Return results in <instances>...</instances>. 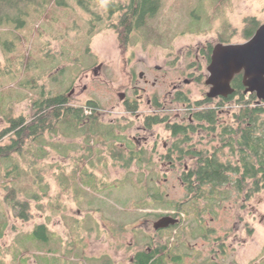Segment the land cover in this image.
<instances>
[{
	"label": "rangeland",
	"instance_id": "374dc122",
	"mask_svg": "<svg viewBox=\"0 0 264 264\" xmlns=\"http://www.w3.org/2000/svg\"><path fill=\"white\" fill-rule=\"evenodd\" d=\"M109 1L101 0L93 9L99 17H104ZM113 1L125 4L128 0ZM73 8L72 16L65 20L62 8L47 4L29 6L20 19L22 26L14 13L0 21V144L12 141L10 136L1 138L10 127L9 116L30 120L35 100L65 92L71 95L74 89L68 97L71 104L83 107L89 101L98 102L100 121L106 127H121L115 135L125 140L115 144V151L127 153L126 139H130L154 164L140 168L132 163L126 169L123 162H115L111 158L114 147L96 133L102 124L91 122V113L86 112L88 117L80 123L76 120L69 126L62 121L38 140H28L12 157L0 158V264H128L133 244L143 235L163 244L170 239L174 248L177 243L191 242L201 249L204 233L194 237L182 232L190 225L197 227L188 214L177 231L154 230L159 215L168 211L166 202L179 204L187 192L179 178L184 165L172 167L161 160L163 143L173 142L170 132L165 125L145 132L144 118L162 114L172 124L186 123V107L175 101L174 85L185 88L189 67L202 63V70L196 67L203 82L187 88V93L194 102L204 101L210 91L204 84L209 73L206 60L198 54L207 45H218L220 39L231 44L247 42L246 19L256 18L264 24V0H162L158 15L143 33H134L125 52L110 26L117 18L105 16L89 36L94 16L78 6ZM50 11L57 23L62 20L54 28L43 17ZM150 69L155 73L148 72ZM141 72L146 79H141ZM145 80L158 84L154 87ZM124 93L130 102L140 100L137 116L128 112L127 96L121 98ZM156 93L159 109L149 102ZM236 109L231 103L221 111L219 126L230 123ZM218 135L200 130L193 135V143L198 149H211L220 144ZM145 137H150L148 145ZM219 158L237 161L228 148ZM152 173L160 181L154 187L143 180V174ZM13 190L18 192L16 208L7 199ZM159 193L164 202L156 200ZM17 201L29 204V220L18 217ZM187 206L203 213L205 229L217 231L212 237L230 232L237 264H264V193L249 200L231 196L220 202L215 213L206 210L205 200ZM39 225H45L47 231L38 232ZM204 248L209 253L212 246Z\"/></svg>",
	"mask_w": 264,
	"mask_h": 264
},
{
	"label": "trees",
	"instance_id": "16d2710c",
	"mask_svg": "<svg viewBox=\"0 0 264 264\" xmlns=\"http://www.w3.org/2000/svg\"><path fill=\"white\" fill-rule=\"evenodd\" d=\"M47 4L62 8L64 20L72 16L71 10H74L73 7L75 6L94 16L95 18L91 17L90 19L89 36L94 33L95 28L101 25L105 20V16L110 20L117 18V23L112 22L110 26L116 31L118 41L125 52L130 47L134 33H143L149 21L158 15L162 7V0H128L125 4L111 0L105 3L106 11L102 18L93 10L101 4V0H3L0 3V21L10 18L13 13L16 14V19L20 21L27 15L29 6L36 5L43 8ZM43 17L46 18L52 28L62 22V20L60 23L56 22L58 18L52 11L47 15L44 14ZM23 23L24 21L21 20V26ZM63 25L67 26L65 23ZM259 26L260 23L256 18H247L245 38L247 40L251 39ZM68 31L69 29L66 28V36H68ZM220 41L231 43L223 39H220ZM211 50L212 47L203 50V55L208 63L211 62ZM87 52L90 53V50ZM232 87L235 90L234 94L221 100L207 98L201 102H194L187 95H179L176 101L186 104L188 110L185 117L188 119L190 115H193V122L189 121L188 124H172L169 117L162 114L146 115L144 118L145 126L148 129L165 125L167 130L174 132L175 135L183 134L186 141H189V130L195 131L197 128L219 133L220 144L217 147L200 151L182 149V154L185 157H191L188 170L183 172L185 174L183 184L187 192L188 202L176 204L175 210L180 212L179 217L183 218V215L188 214L192 216L191 218L194 221L198 222V226L194 228L195 235L203 233L201 225H199L203 213L198 212L197 208H189L188 204H198L200 200L208 199L210 203L206 210L215 213V209L220 207V202L229 197L231 198V196H243L246 200H249L255 195L264 193V102H260L256 94L246 93L242 74L234 78ZM248 96L250 97L246 99ZM206 103L210 105L205 106ZM231 103H235L237 106V109L232 113L231 122L219 126V113ZM127 105L128 112L137 116L139 103L134 100L132 103L128 102ZM156 106L161 107L157 101ZM33 109L34 112L30 120L24 116L18 118L8 117L10 127L1 135V138L10 136L12 141L11 144H0L1 159L10 158L15 153L22 151L28 140H38L46 132L55 129L62 121H65L69 126H72L73 121L76 120L80 123L82 119L88 117V115H85L88 110L91 113L89 115L90 121L102 124L100 130L96 133L103 136V139L112 148L114 147L111 150L113 160L123 162V167L126 169H129L132 165V158L126 159L123 150L115 151V144L125 140L124 136L116 137L115 135L121 127H106L100 121L98 113L101 107L98 102L89 101L86 106L77 107L71 104L68 94L65 92L35 100ZM188 127L190 128L187 129ZM183 140L175 145V149L181 148ZM226 148L230 149L233 158H237L236 162L230 160L224 162L219 158L220 152L225 151ZM133 158L136 157L133 156ZM138 165L140 168L145 167V164L142 163ZM17 194L18 192L13 190L7 197L12 208H16L15 195ZM156 198L160 202L163 201L161 193L157 194ZM17 202L20 206L18 217L29 220V204L24 201ZM166 203L169 204L168 201ZM195 213L196 215H194ZM38 228V232L47 231L45 225H39ZM159 247L161 248V246ZM162 249L151 253L147 250L141 251L136 255L134 264H165L164 259L167 248L162 247ZM157 254L161 255L158 259L155 258ZM154 259L155 261L152 262Z\"/></svg>",
	"mask_w": 264,
	"mask_h": 264
},
{
	"label": "flooded vegetation",
	"instance_id": "af4514ba",
	"mask_svg": "<svg viewBox=\"0 0 264 264\" xmlns=\"http://www.w3.org/2000/svg\"><path fill=\"white\" fill-rule=\"evenodd\" d=\"M219 44H231V43H224L222 41H219ZM208 47L209 48L212 47L211 51L213 53V50H214L215 46L207 45V47L203 48L200 51V53L198 54V57L201 54L202 55V59L206 60V62H207V67H206L207 73H209L208 72V67H209L210 63H208L206 57L203 55V50H208ZM196 66L199 67V70L203 69V64L202 63L197 64V62L194 65H191L189 67L188 78H185L183 80V84H184L185 88L184 87H180L179 88L177 86V84L174 85V88H175V101H176V99H177V97L179 95H187L189 97V99L191 100V97L187 93V90H188L187 88H189L192 85H195L196 83H202L203 82L202 75H198L197 74L198 73V71H197L198 69H197ZM98 68H100V66ZM159 69H160V67H157V70H159ZM149 71L150 72L152 71L153 74L155 73L152 69L148 70V72ZM140 77H141V79L145 78L144 72L140 73ZM208 78H209V74H208L207 77H205V83L204 84L210 90V87L206 83ZM145 82L148 85L151 84L154 87L158 84L157 81L151 83V82H149V80L148 81L145 80ZM72 90H73L72 94H74V89H72ZM135 90L136 89H134V91ZM208 93H206L204 99L208 98L207 97ZM71 95H68V97L70 98ZM123 95H124V98H125L126 94L124 93ZM126 96H127V100H125V103H126V106L128 107L127 103L131 101L130 100L131 98L128 97V95H126ZM221 99H224V98H217L216 100H221ZM134 100L136 102H138V103L140 102V100H138V99H134ZM156 101L159 103V96H158L157 93L154 94L153 98H150L149 102H150L151 106L153 105V106H155V108L159 109L156 106ZM132 102H130V103H132ZM181 104H183V103H181ZM184 106L186 107V104H184ZM187 111L188 110L186 108V114H184V117L187 115ZM185 121H186V123L184 122L185 124H188L187 122H189V121L193 122V115H190V117L188 119H187V117H185ZM189 128L190 127H188L187 129H189ZM143 130L145 132H151V129H148L146 126H145V129H143ZM200 130H206V129L197 128L195 131L189 130L190 131V133L188 134L189 141L185 140L186 137L183 134L175 135L174 132H171V131L167 130L168 132H170V134L172 136V139H173V142L171 143V145H168L167 142L163 143L164 144L163 145L164 153L161 154V160L162 161L163 160L168 161L170 163V165H172V167H176L177 165H181V164L184 165L182 173L179 174V178H180V181L182 182V184H183V178L185 177V174H183V172L188 170V167H189V164H190V158H191L190 156H186L185 157L184 154H182V149H184V150L194 149L195 151L208 149V148L198 149L197 148L198 145L197 144L194 145V143H193V135H195ZM149 140H150V137H145L144 138V141H145V143L147 145H148ZM180 140H183L181 148L175 149V145L177 143H179ZM126 141H128V143L130 142L128 144V147L127 148L125 147V150L127 151V153L124 152V156L126 157V159L132 158L131 161L134 164L135 163L136 164H141L142 163V164H149V165H153L154 164L152 157L149 158V159L145 158L146 157L145 156L146 152L144 150L137 151V148L134 147L133 145H131L132 141L130 139H126ZM158 141H159L158 139L153 141L155 149H156V146L158 145ZM140 144L144 146V144H142V143H140ZM203 144L204 143L202 142L201 145H203ZM133 156H135L136 158H133ZM111 158H112V155H111ZM143 175H144V179L143 180L152 182V187L156 186V184L160 182L158 174H153L152 173V174H148L147 176L145 174H143ZM183 186L185 188L184 184H183ZM205 201L209 205L210 201L208 199L205 200ZM187 202H188V199L186 198L183 202H180L179 204L187 203ZM168 203H169V205L166 206L168 211H164L165 212L164 214H160L159 218L161 219V218H164V217H173V218L178 219L179 222L175 226H171V227L166 228V229L156 230L154 228V230L157 231V233H164V232H168L170 230L177 231L178 229H181L182 226L184 225L183 223L185 222V219L182 218V217H179L178 213H180V212L175 210L177 203H175V202H171L170 203L169 201H168ZM172 210H173V214L171 212ZM167 212H171V214H169ZM211 212L213 213V211H211ZM194 215H196V213ZM183 217H184V215H183ZM201 219H202V217H201ZM192 221H194V220L192 219ZM202 222L203 221H201V220L199 222V225H201V228H202L203 233H204V237L202 239L204 241V243H203V247H201V249L199 248V246H196V245L192 244L191 242H189V243H187V242L186 243H184V242L177 243L178 245L174 248L173 247V243L170 241V239H167V243L163 244L161 241L155 240L154 237H147V236L143 235V237H141L139 240H136V243L133 244L134 247L131 248L132 255H131L130 259H129V263L128 264H134L135 261H136V255L138 253H140L141 251L147 250L148 252L151 253V252L157 251L158 249H162V247L167 248L166 254H165V259H164V263L165 264H237V261L232 257L233 255L235 256L234 253L236 251L235 250L236 246L234 245L233 242L231 244H229L230 240H232V239L229 238L230 232H226L225 236H223V237H217V238L216 237H212L213 233H216L217 231H215L214 229H209V228L205 229V227L203 226ZM192 223H197L198 224L197 221H194ZM182 232L186 236L192 235L194 237H195V233H196L194 227H192L191 225L189 227H187L185 229V231H182ZM232 233H235V228L232 229ZM145 241H146V243H145ZM209 245H211L212 248L209 250V253H208V250L205 249L204 247L209 246ZM159 246H161V248ZM160 256H161L160 254H157L155 258L158 259V258H160ZM154 261H155V259L152 262H154Z\"/></svg>",
	"mask_w": 264,
	"mask_h": 264
},
{
	"label": "water",
	"instance_id": "95a60500",
	"mask_svg": "<svg viewBox=\"0 0 264 264\" xmlns=\"http://www.w3.org/2000/svg\"><path fill=\"white\" fill-rule=\"evenodd\" d=\"M208 72L206 83L210 87L209 99H226L231 96L235 92L232 82L242 74L246 93L256 94L258 100L264 102V24L243 44L216 45ZM178 222L176 218L164 217L154 224V228L166 229Z\"/></svg>",
	"mask_w": 264,
	"mask_h": 264
}]
</instances>
